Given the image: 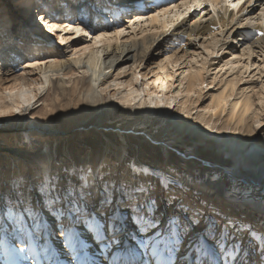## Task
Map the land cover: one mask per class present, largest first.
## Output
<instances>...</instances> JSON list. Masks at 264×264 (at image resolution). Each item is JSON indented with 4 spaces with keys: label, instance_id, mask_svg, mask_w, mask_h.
<instances>
[{
    "label": "bare ground",
    "instance_id": "obj_1",
    "mask_svg": "<svg viewBox=\"0 0 264 264\" xmlns=\"http://www.w3.org/2000/svg\"><path fill=\"white\" fill-rule=\"evenodd\" d=\"M57 1L61 6V12L57 13L59 17L53 15L54 13L46 14L47 19L49 16L55 17L54 20L48 19L50 24L78 21L81 15L93 19L96 17L104 19V16L111 15L108 13L107 0ZM116 2L131 5L132 0H116ZM47 3L48 0H45L43 5L46 6L49 4ZM144 3L153 2L139 0L140 6ZM155 3L168 7L167 0H159ZM191 3L192 0H188V5L179 4L178 8L165 13L157 21L138 22L124 35L102 40L99 42V47L93 46L88 51L81 50L75 54V59H68L73 54V50L79 46L78 41L92 43L91 40H85L81 34L80 37L69 40L68 44H60L66 46L65 51H63L64 48H56L45 57L36 56V54L27 59L25 65L41 60L49 61V63H40L35 70L24 67L21 64V57L27 50V52H35L48 49L51 42L58 43L55 38L61 33H58L56 37L45 30L46 33L43 31L41 33L45 26L41 20L37 19L35 11L37 7L30 0H24L18 8L9 9L8 15H0V110L9 111L20 108V113H10L8 116L0 117V128L3 129L0 132V142L3 141L4 135L15 138L10 143L6 142L12 141L11 139L4 138V144L0 143L2 191L8 189L13 179L21 175L30 176L28 177L30 182L35 183L38 173L45 166L51 170H58L70 164L103 163L118 165L119 170L124 172L126 162L134 159L152 168H176L191 184V189L186 190L184 195L195 202L194 206L206 202L209 207L241 218L250 222L256 229L264 231V140L261 141L258 138L259 129L255 127L257 123L263 124V110L259 108L255 112L253 95L248 92L249 90L246 91L247 89L237 92L240 78L238 79L237 75L229 77L233 75L232 72H236L235 69L242 57L247 55L250 58L252 53L248 51L237 53L233 48L232 55L237 58L224 63L222 68L215 72V76L207 81V85L216 86L218 83L217 91L209 93L211 94L209 99L212 101L210 110L202 111L201 103L197 104L201 97H205V95L202 96L204 89L201 86L207 80L206 74L210 65H207L209 52L218 53L220 49L228 50L231 46L228 39L229 33L236 28L232 21L236 20L237 24L244 25L243 28H237V31L247 34L254 29L258 34L260 30L264 31V17L258 18L260 21L258 20L255 26L244 23L241 13L245 6L241 5V8L233 13L223 6L221 0V3L216 5V13H211L209 10L206 13L207 19L202 17L190 27L185 26L177 31L183 23L177 18L191 17V13L185 12V8L190 7ZM44 6L41 5V7ZM249 11H251L250 8ZM134 14H143V10L138 9ZM116 23L120 21L105 24L99 22L91 31L114 30L113 25ZM64 35L65 38L74 36L71 33ZM11 37L16 39L13 43ZM199 44H203L204 48H199ZM252 44V52H257L256 45L260 46V51H264V37L259 34L255 36ZM156 56L160 58L155 59ZM151 59L155 60L151 61ZM186 59L187 62H184ZM13 66H20L24 74L15 72ZM125 66L126 71L121 72L120 69ZM246 66H249V63H246ZM149 68L151 72L148 71ZM180 69L181 71L177 73ZM221 70L224 72L221 73ZM185 72L188 75L185 76ZM219 73V76L223 77L220 80L217 79ZM87 76L89 79L85 89L86 101L79 94L82 90L80 82ZM169 77H175V79H169ZM137 78L139 83H136ZM178 78V84L181 80L183 81V88L175 85V80ZM157 79L160 80L159 85L155 83ZM149 82L151 86L145 88L144 85ZM165 84L168 86L167 92L162 91ZM50 91L52 92L50 99L67 95L75 97L79 100L76 109L81 108V104L85 108L92 107L90 104L94 107L102 101L104 106L99 112L114 111L118 105H122L131 113L134 112L139 119L143 118L139 122L148 121L146 117L151 122H153L152 117H158L159 121L168 120L167 126H174L169 128L173 129L172 134L162 140L151 132L145 134L146 132L143 131L134 136L133 132L130 134L131 130L126 129L127 127L124 129L115 125L109 127L108 124L102 126L98 124L96 127L103 131L116 127V132L123 139L119 144L115 143L117 149L113 150L106 146V149L94 158L91 155H83L80 159H76L72 152L65 150L64 156L67 159L63 160V156L59 157L53 153L54 151L49 150V139L59 140L61 134L68 132L48 117L55 113V105L48 102ZM177 91L181 93L180 96L175 95ZM139 92H143L144 95H137ZM259 96V100H264V90ZM106 98L109 102H106ZM121 100L125 103L121 104ZM169 103L173 104L172 109L166 107ZM42 104L47 111L45 118L39 117L40 114L34 111ZM152 104H163L165 107L153 108ZM134 105H142V107ZM205 107L209 106L205 105ZM194 108L197 110L193 111ZM184 113L191 115H184ZM14 120L16 122L19 120L21 125L15 126ZM207 124H212L213 128H230L231 131H212L205 127ZM186 131L192 135L190 140H183ZM129 137H135L139 141L137 142L139 148L133 154L127 151L126 147ZM18 138H21L19 141L22 144L31 145L34 140L41 141L45 149L35 153L29 150L31 148L13 146L19 144ZM57 159L63 162L57 163ZM190 160L193 162H189ZM247 192L251 193L249 197ZM32 195L35 198L36 193L33 192ZM248 244L245 236V247ZM256 260L258 263V258Z\"/></svg>",
    "mask_w": 264,
    "mask_h": 264
},
{
    "label": "snow or ice",
    "instance_id": "obj_2",
    "mask_svg": "<svg viewBox=\"0 0 264 264\" xmlns=\"http://www.w3.org/2000/svg\"><path fill=\"white\" fill-rule=\"evenodd\" d=\"M181 3L188 5V0H167L168 7L153 0L144 6L143 14H134L141 7L139 0H132L131 5L107 0L108 13L120 20L110 31H91L83 15L78 21L67 24L48 23V19H55L53 16L37 19L43 22L48 33L54 36L61 33L59 44H68L81 34L85 40L92 41H78L79 46L68 57L75 59V54L81 50L88 51L93 46L99 47L102 40L122 36L138 22L157 21ZM218 3L221 0H192L191 6L185 8L191 17H178L183 23L177 31L190 27L202 17L207 19L209 10L216 13ZM222 3L233 13L244 5L241 13L244 23H255L256 16L264 17V0H222ZM120 13L129 18L123 19ZM232 24L236 28L229 33L231 46L223 53L222 63L237 58L232 55L233 48L237 53L251 52L258 61L264 59L259 45H256L259 55L252 52L255 30L245 34L236 30L243 28V24H237L236 20ZM65 33L74 36L65 38ZM258 34L264 37V31ZM198 47L203 49L204 45ZM209 55L219 58L221 54L209 52ZM243 58L248 59L247 56ZM40 63L49 61H36L24 67L35 70ZM259 67L260 63L252 65V68ZM13 70L24 74L19 67L13 66ZM120 71L125 72L126 66ZM252 79L259 80V76L253 74ZM155 83L159 85L160 80ZM150 86L151 82L144 85L145 88ZM183 86L181 80L178 87ZM201 87L215 89L214 84ZM260 87L264 88V84ZM162 91H168L167 84ZM175 95L181 93L177 91ZM211 103V99L203 98L201 110L209 111ZM259 103L264 105V100ZM151 107L165 105L152 104ZM166 107L172 109L173 104ZM10 113H20V108L0 110V117ZM205 127L212 131H231L230 128H213L212 124ZM255 127L259 129L261 125L257 123ZM190 189L191 184L176 168H152L134 159L126 162L124 172L118 165L83 163L58 170L42 167L35 183L28 177L17 176L7 191H0V264H255L253 253L259 257V264H264V231L241 218L211 208L206 202L198 206L187 203L182 193Z\"/></svg>",
    "mask_w": 264,
    "mask_h": 264
},
{
    "label": "rangeland",
    "instance_id": "obj_3",
    "mask_svg": "<svg viewBox=\"0 0 264 264\" xmlns=\"http://www.w3.org/2000/svg\"><path fill=\"white\" fill-rule=\"evenodd\" d=\"M30 1L35 4V7H37V10L34 9L37 12L36 17H38V16L39 17L40 16L46 17L47 15H50L51 13H54L53 15H57L58 12L59 13L61 12V10H60L61 6L58 5L57 0H48L49 4L47 3L48 5H46V6L43 5L45 0H30ZM41 1H43V3ZM23 3H24V0L23 1L22 0H5V2L3 0H0V15H2V14L8 15V13H10L8 11L9 9H12L13 7L18 8V6H21ZM41 5L44 7H41ZM47 6H49V7H47ZM71 7H72V5H71ZM48 9L50 10L49 13H48ZM41 12H42V14H41ZM57 17H59V15H57ZM61 18H63V17L61 16ZM258 18H260V17L256 16L254 18L255 23H250V24L252 26H255L256 23H258L260 21V19H258ZM46 19H47V17H46ZM250 24H249V26H251ZM249 26L247 25V28ZM44 30L45 29L42 28L41 33H42V31L44 32ZM259 32H262V31L260 30ZM44 33H46V32H44ZM58 33H60V32H57L55 34V36L54 35L53 36L56 37L58 35ZM4 38L7 39L6 37H4ZM58 38L59 37L57 36L55 39H57V41H58ZM15 40L13 37L11 40L12 43ZM77 40H79V39H77ZM34 46H35V44H34ZM49 46H48V49H50V50L45 49V50H39V51H35V52H33V51L27 52L28 51L27 50L26 51L27 54L25 52V55L23 57H21V59H22L21 64L24 66L26 64V60L29 58H32V56H35L36 54H37L36 56L45 57L48 54L50 55L52 51L56 50V48L57 49L58 48H60V49L64 48L63 51L66 50L65 45H60L59 43H56V42L55 43L51 42V44ZM224 49L225 48L220 49L218 51V53L221 54L219 56V58H217L215 56L212 57V56L208 55L209 56L208 57L209 62L207 63V65H209V64L210 65H209V70L206 74L207 80L205 81L204 85L207 84V81L209 79H211L215 76V72L217 71L216 67L219 65V68H220L224 64V63H221L225 59L223 53L227 52V49H225V52H224ZM203 52H205V51H203ZM66 54H68V53H66ZM257 55H259V52L257 53ZM243 57H245V56H243ZM243 57L235 69L236 72L235 71H234L235 73L232 72L233 75H230L229 77H233V76L237 75L238 79L240 78V80L237 84V89H236L237 92H240L242 89H244V90L247 89L246 91L249 90L248 92L251 95H253V98L255 99L254 111L256 112L259 108L261 110H263L262 116L264 118V106L259 103L260 92L262 90H264V88L260 87L261 84H264V59L258 61L256 56H253V55H251L250 58H248V59H244ZM157 58H160V56L155 57V59H157ZM211 58H213L214 61H213V59L210 60ZM155 59H151V61H154ZM184 62H187V59L184 60ZM246 63H249V66H246ZM257 63H260L261 67H259L258 69L252 68V65L257 64ZM223 69L225 70V68H223ZM238 69H239V71H238ZM249 69H251V71H249ZM224 70L223 71L221 70V73H223ZM180 71H181V69L179 71H177V73ZM253 74L259 76V80L252 79ZM219 75H220V73L218 74L217 79L220 80L223 77H220ZM88 79H89V77L87 76L85 79H82L80 82V86H82V90H81L79 95H81L82 98L84 97L83 100H86V101H87V99H86L87 92L85 89L87 88ZM217 79H216V81H218ZM178 81H179V78H178V80H175V83H176L175 85H179ZM216 86H218V83H216ZM216 86H215L214 90H213V88H211V89L203 88L204 90L202 92V96L205 95L204 98L209 99V93H211L213 91H217ZM239 88H240V90H239ZM206 90H207V92H206ZM50 97H52V92L49 94L48 102L53 103L55 105V107H54L55 113L48 115L49 119H51L60 128H62L63 130H67L68 132L61 134L59 140H54L52 138L49 139L48 140L49 147H50L49 150L51 152L54 151L53 153L57 154L59 157L63 156V158H62L63 160L67 159L66 156H64L66 154L65 150L72 152V154L75 156L76 159H80V157L83 155H91L94 158L100 152L105 150L106 146L113 148V150L117 149V147H115V143L119 144V142H121L123 139L116 132L117 131V129H115L116 127H113V129H108V130L103 131V130H100L96 127V125H98V124H101V126L104 124H106V125L108 124L109 127L115 125V126H120L124 129H125V127H127L126 129L131 130L130 134H132V132H133L132 135L137 134V133H141L143 131H144V133L146 132L145 134H148L149 132H151L152 134H155L156 136L160 137L162 140H164L169 134H172L171 131L173 129H169V128L174 127L173 125H168L169 126L168 127L166 123H168L169 121L168 120L159 121L158 117H152L153 122L149 121L148 117H146V119H148V121H146L145 123L139 122V121L143 120V118L139 119L138 116H136V114H134V112L131 113L130 111L127 110V108H123L122 105H118L117 106L118 108L114 111L107 110V112L105 113L103 111L99 112V110L101 108H103V106H104L102 104L103 103L102 101H101V103L94 105V107L92 104H90L92 107L85 108L84 105L81 104L82 107L76 109L75 107L78 104L79 100H77L75 97H73L71 95H67L65 97L61 96L58 99H53V98L50 99ZM202 99H203V97H201L200 101L197 104L201 103ZM106 102H109L107 98H106ZM45 110H46L45 106H44V104H42L40 107H37L34 111L37 112L38 114H40L39 117L41 116V117L45 118V112H47ZM196 110H197V108L193 109V111H196ZM5 122H7V121H5ZM13 122L15 123V126H17V127H18V125H21L19 120L17 122L14 120ZM5 124H8V123H5ZM78 126H82V127H78ZM76 128H79V129H76ZM2 130L3 129L0 128V132ZM6 131H8V130H6ZM258 134H259L258 138H260L261 141L264 140V120H263V124L261 125V127L258 130ZM0 136H1V133H0ZM134 136H137V135H134ZM191 136H192L191 133L186 131L184 133L183 140L184 139L190 140ZM3 137L5 139H11L12 140V141L9 140V142H6V143H10V142H13L15 140V138L12 139L8 135H4ZM33 137H32V139H34ZM4 138H3V141L0 142L1 144H4ZM19 139H21V138H18L17 142L19 144H16L13 146L26 147V149L31 148L29 150L32 152H35V153L41 152L42 150L44 151V149H45V147H43V144L41 143V141H38V140L35 141L34 140L33 143L30 145V144H25V143L22 144L19 141ZM25 139H23V140H25ZM128 141H129L128 144H126L127 151H130V153L133 154V152L137 151L139 148V145L137 143L139 141L135 137H132V138L129 137ZM55 148H56V150H55ZM113 160H114V158H113ZM60 161H62V160L57 159V163H61ZM189 162H193V160H190ZM28 177H30V176H28ZM0 188H1L0 191H2L1 186H0ZM4 191H7V189H4ZM235 192L240 193L241 191H235ZM246 194H247V197H249L251 193L247 192ZM246 194H245V196H246ZM182 195H184V194L182 193ZM37 197L38 196L35 195V199L38 200ZM184 199L187 203L195 205V202L191 201L192 200L191 198H187V196L184 195ZM248 246H249V244L247 245V247ZM258 264H259V261H258Z\"/></svg>",
    "mask_w": 264,
    "mask_h": 264
}]
</instances>
